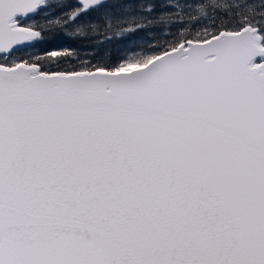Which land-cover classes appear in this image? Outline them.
<instances>
[{
    "label": "snow or ice",
    "instance_id": "snow-or-ice-1",
    "mask_svg": "<svg viewBox=\"0 0 264 264\" xmlns=\"http://www.w3.org/2000/svg\"><path fill=\"white\" fill-rule=\"evenodd\" d=\"M52 15L0 0V264H264V0ZM165 27L96 63L24 55Z\"/></svg>",
    "mask_w": 264,
    "mask_h": 264
},
{
    "label": "trees",
    "instance_id": "trees-1",
    "mask_svg": "<svg viewBox=\"0 0 264 264\" xmlns=\"http://www.w3.org/2000/svg\"><path fill=\"white\" fill-rule=\"evenodd\" d=\"M54 1L51 0V2H53L52 3L53 19L63 17L66 12H71L75 8H78L81 5V1L79 2L78 0H58L56 5ZM197 2H199V0H197ZM223 2L224 0H221V3ZM238 2L253 3L254 0H238ZM159 11L160 8L157 7V12ZM193 14L197 15L198 13L194 11ZM98 15L99 14L97 12H89L88 15L84 17V19H96ZM189 27H191V25H189ZM176 30L177 29L175 27H165L164 31H159L158 29L155 28L143 29L123 39H119V40L112 39V41L117 44L113 47V50L110 51L109 57L112 56L113 52H115L119 56L124 50H127L128 52H130L131 49L135 50V48L131 47L133 43H136V45H140V47H147L149 44L155 46L158 43H163L164 39L170 38L171 33L175 32ZM100 39L101 37L95 38V36H93V38H90L88 40H81V39H72L71 37L65 36L62 33L50 34L47 42L44 45H40L36 48L28 49L26 50L24 55H27L28 53H31L33 55H42L44 49L52 50V49L71 47L75 50L74 51L75 63L79 64L80 63L78 60L80 58L79 45L82 44L83 42H88V43L100 42Z\"/></svg>",
    "mask_w": 264,
    "mask_h": 264
},
{
    "label": "rangeland",
    "instance_id": "rangeland-1",
    "mask_svg": "<svg viewBox=\"0 0 264 264\" xmlns=\"http://www.w3.org/2000/svg\"><path fill=\"white\" fill-rule=\"evenodd\" d=\"M78 1L80 2L81 0H78ZM57 2H58V0L54 1L55 5L57 4ZM136 2L138 4V3L142 2V0H136ZM51 3H53V2H51ZM131 26L132 25H130L129 27H131ZM107 35H111V33H108ZM126 37H128V36H126ZM116 44L117 43L113 42L112 40H105L103 37H101L100 42H92V43L83 42L82 44L79 45L80 58L78 60H79V62L81 60H83V61H91L93 63H96L98 61L95 57L97 56L98 53L102 54L103 56H105L107 58H111V57H109L110 51L113 50V47ZM131 47L135 48V51L140 50V45H136V43H133V45ZM131 51H132V49H131ZM122 54H125V50L120 55H122Z\"/></svg>",
    "mask_w": 264,
    "mask_h": 264
},
{
    "label": "water",
    "instance_id": "water-1",
    "mask_svg": "<svg viewBox=\"0 0 264 264\" xmlns=\"http://www.w3.org/2000/svg\"><path fill=\"white\" fill-rule=\"evenodd\" d=\"M81 3H82V0H81Z\"/></svg>",
    "mask_w": 264,
    "mask_h": 264
},
{
    "label": "flooded vegetation",
    "instance_id": "flooded-vegetation-1",
    "mask_svg": "<svg viewBox=\"0 0 264 264\" xmlns=\"http://www.w3.org/2000/svg\"><path fill=\"white\" fill-rule=\"evenodd\" d=\"M82 4V3H81ZM94 12V11H93Z\"/></svg>",
    "mask_w": 264,
    "mask_h": 264
}]
</instances>
